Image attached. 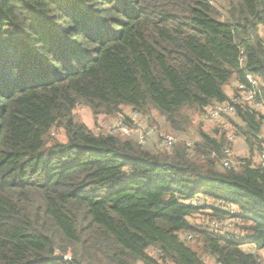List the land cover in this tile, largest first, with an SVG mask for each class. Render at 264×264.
<instances>
[{"label":"trees","instance_id":"1","mask_svg":"<svg viewBox=\"0 0 264 264\" xmlns=\"http://www.w3.org/2000/svg\"><path fill=\"white\" fill-rule=\"evenodd\" d=\"M238 85L253 104L206 124ZM151 111L176 135L202 125L150 152ZM237 138L249 156L225 169ZM263 151L264 0H0V264H262Z\"/></svg>","mask_w":264,"mask_h":264},{"label":"rangeland","instance_id":"2","mask_svg":"<svg viewBox=\"0 0 264 264\" xmlns=\"http://www.w3.org/2000/svg\"><path fill=\"white\" fill-rule=\"evenodd\" d=\"M212 1V3L214 4V6H216L217 8L220 7V5L223 4V0H210ZM121 115H125L128 114L131 116V114L133 113L132 111H128V109L123 108ZM124 113V114H123ZM74 117L75 119L86 125V127L93 133L96 134V132H101V131H106L105 130V126L109 125V124H113V121L115 120V118L117 116H112V117H106L103 115H99L96 118H94V116H92L91 112L89 111L88 108L84 107V106H78L76 108V110L74 111ZM140 121L141 118L139 119ZM138 119L135 121H139ZM150 122L148 123V127L147 128H143L139 134V136L137 137L139 140L140 138H142V142H140L138 140L139 144H142V148L144 150L150 151V152H157L158 150H164L162 149V139L164 136L172 134L174 135L173 137L177 140V143H185L186 141H194L195 138V134L198 131V125L201 124L202 122L200 121V118L194 115L193 118V124L190 126L188 133L187 134H181V135H176L172 132H170L165 124H164V119L159 117V115L155 112V111H151L150 113ZM156 128V129H155ZM99 131H98V130ZM147 129H151L152 133L150 135H146V130ZM208 132L210 131L209 128H207ZM59 132V131H58ZM171 136V135H170ZM131 137V136H130ZM54 138L58 139V141L63 142L65 141L63 135L61 132H59L58 134L54 133ZM133 139V138H132ZM131 139V140H132ZM232 153H233V157H236L237 159H245L249 156V152H248V148L244 142L243 138H237V140L234 142V144H232L231 147ZM256 156H254L253 160L254 161L256 159ZM206 219V218H205ZM201 219H197V221L199 222ZM200 223V222H199ZM224 230V227L222 228V231ZM245 251H249V250H253V247H244L243 248ZM258 254L260 256L261 262L262 264H264V251L263 250H259ZM205 264H214V261L212 258H210L209 256H204L203 257ZM170 264V263H168Z\"/></svg>","mask_w":264,"mask_h":264},{"label":"built area","instance_id":"3","mask_svg":"<svg viewBox=\"0 0 264 264\" xmlns=\"http://www.w3.org/2000/svg\"><path fill=\"white\" fill-rule=\"evenodd\" d=\"M250 82L253 86L255 85L254 81L250 80ZM237 89H239L241 91V93H240L241 95H240V98L238 100H237V97L233 96V94H230L225 102H223L222 104H217L214 107L208 109L207 116H206V123L207 124L217 125L219 123V125L225 126L224 117L235 114L234 106L237 103H239L240 100H244V101H247L250 103L253 102V100L255 98V92L243 91L244 88H243V86H240V85L237 86ZM254 106L257 107L256 105H254ZM261 110H263V107L261 108ZM129 116L130 115L127 114V117L129 119L131 117L130 121L132 120V122H135L137 119H139V116L136 112H133L131 114V116L130 117ZM122 118L123 117L115 118V120L113 121V124H109V125L105 126V130L106 131H117V132H120L121 134H123L125 136H130L132 134V131L126 125L123 124V122L121 121ZM227 128H229V127L228 126L224 127V129H227ZM151 133H152L151 129L146 130V135H150ZM228 139H229V141H234L233 137L231 135H228ZM139 141L142 142V138H140ZM176 141L177 140L173 136L166 135L163 137L161 144H162L163 148L170 149L175 144ZM225 155H226V158L221 163L223 168L231 169L233 167H237L240 165L239 162H236L233 160L232 151L226 149ZM253 164L256 166H259L262 170H264V151L261 152V154H259L256 157ZM191 201L197 203L198 199H193ZM227 211L233 212V211H236V209L233 207H229V208H227ZM232 223H233V220H229L228 223H226V222L221 223V222H217L216 220H212V221H207V222L203 223V225H205L206 227L210 228L211 230H213L215 232H218V231H222V228L226 225L230 228ZM234 233L239 234L236 229L234 230ZM184 239L188 240L189 238L184 237Z\"/></svg>","mask_w":264,"mask_h":264},{"label":"crops","instance_id":"4","mask_svg":"<svg viewBox=\"0 0 264 264\" xmlns=\"http://www.w3.org/2000/svg\"><path fill=\"white\" fill-rule=\"evenodd\" d=\"M227 90H228V92H225V93H227V94H229L230 93V91H229V89L227 88ZM226 91V90H225ZM164 121V120H163ZM165 124V123H164ZM207 124V123H206ZM254 162V161H253ZM244 247H253L252 245H245V246H243V248ZM249 251H251L252 252V250H249ZM264 251V250H263Z\"/></svg>","mask_w":264,"mask_h":264},{"label":"water","instance_id":"5","mask_svg":"<svg viewBox=\"0 0 264 264\" xmlns=\"http://www.w3.org/2000/svg\"><path fill=\"white\" fill-rule=\"evenodd\" d=\"M57 256L61 258V256H59V255H57Z\"/></svg>","mask_w":264,"mask_h":264}]
</instances>
